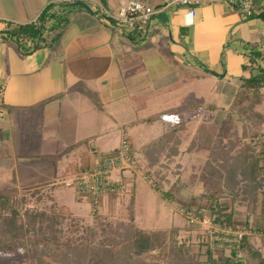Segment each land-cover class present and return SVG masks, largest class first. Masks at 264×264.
Returning a JSON list of instances; mask_svg holds the SVG:
<instances>
[{
    "label": "crops",
    "instance_id": "0c3cea01",
    "mask_svg": "<svg viewBox=\"0 0 264 264\" xmlns=\"http://www.w3.org/2000/svg\"><path fill=\"white\" fill-rule=\"evenodd\" d=\"M128 1L0 0V21L19 24L33 22L49 2H81L88 7L71 6L70 23L49 47L21 56L14 42L0 40L1 182L13 180L18 189L46 184L47 181H35L20 186L17 176L19 164L28 166L45 159L51 165V174L68 178L77 173L71 167L79 162L80 152L88 153L91 163L95 155L118 148L122 141L129 144L132 156L141 161L145 151L154 150L161 140L167 142L168 134L177 137L170 157L182 160L187 154L182 151L185 144L179 132L183 123L190 120L193 109L227 117L223 107L202 106L208 99L207 93L197 94L190 85L230 83L234 87L231 94L237 92L240 78L248 74L242 68L248 63L247 55L254 50L264 54V3L259 6V14L252 17H243L222 3L206 4L191 16L184 8L159 10L162 0H140L158 11L146 26L145 39L136 42L139 37L128 36L126 28L113 25L101 15L103 10L115 14ZM172 61L179 64L178 71ZM181 79L185 81L179 86L148 97L143 105L139 98L137 105L141 107L135 109L133 101L139 96ZM82 89L97 95L100 108ZM175 91L183 93L179 103L158 107L161 109L157 108L153 115L174 116L176 110H183L189 113L188 117L175 127L165 125V132L155 140L139 141L138 145V129L144 121L141 112L153 99ZM225 92L230 94L224 88L210 89L209 94L219 98ZM153 115L145 120L152 121ZM228 116L229 126L222 129L221 119L217 126L223 138L232 139L242 131V123ZM114 131L120 134L119 145L108 147L107 140L100 141L103 134ZM96 142L103 144L100 147L104 149L98 150ZM74 144L79 146L62 154ZM125 172L119 173L122 178L127 176ZM51 174L44 176L46 180ZM137 177L136 174L135 181L126 180L134 190L135 211Z\"/></svg>",
    "mask_w": 264,
    "mask_h": 264
},
{
    "label": "rangeland",
    "instance_id": "374dc122",
    "mask_svg": "<svg viewBox=\"0 0 264 264\" xmlns=\"http://www.w3.org/2000/svg\"><path fill=\"white\" fill-rule=\"evenodd\" d=\"M190 88L196 90L197 94L207 93L208 99L202 106L207 105L212 109L223 107L227 109V117L231 114L230 118L241 122L234 108L236 105L241 106L238 103L239 92L231 94L234 88L232 84L217 86L202 83L199 86L195 82ZM218 88L227 89L230 94L225 92L219 98L209 94L210 89ZM260 92L264 94V88ZM182 94V91H175L149 102L148 107L141 112L144 121L139 125L138 145L139 141L155 140L165 132V125L175 127V124L188 117L189 113L183 110H176L178 113L174 116L170 114L165 117L160 113L153 115L158 107L179 103ZM254 110L264 116L262 103L255 106ZM151 114L152 121L148 122L145 119ZM226 118L221 113L210 115L205 110L200 112L198 108L193 109L190 120L183 123L179 132L185 144L182 151L187 154L186 158L181 160L170 157L173 148H176V136L172 135L167 142L161 140L159 147L145 151L146 155L141 157V161H137L134 156L130 158V168L120 171H126L127 176L122 178L120 172H113L112 177L119 178L125 185L123 191H105L96 203L75 187L64 186V178L61 180L57 174H51L52 168L46 159L43 163L28 166L19 164L17 176L20 186L35 181H47L46 184L18 189L13 185V180L8 182L2 179L4 181H0V190H16L14 200L22 211L17 224L25 222L23 211L26 209L28 213H39L41 216L34 224L24 228L23 236L20 230L11 232L10 237L22 240L29 247L25 260L17 257L16 252V257H12V254L1 256L0 264H43V261L47 264H212L211 259L216 264H229V259L240 261V264H258L257 258L246 248L239 249L233 255L230 245L212 244L205 228L200 224H191L187 219L188 210L195 214L194 218L206 216L212 220L214 215L209 213L207 198L215 196L218 201L225 202L228 211L232 212L230 226L249 230L251 234L247 240L250 247L264 258V196L246 179L245 164L249 157L262 159L259 152L264 147V124H259L254 118L241 122L242 131L236 134L238 136L225 139L218 128L222 122L220 119L224 120L222 129L229 126L228 122L231 121ZM119 139V132L114 131L108 135L103 134L100 141L104 143L107 140L108 147H115L119 145ZM95 144L99 146H96L98 150L104 149L100 147L103 144ZM32 153H35L34 150ZM50 174L48 181L44 176ZM136 174L135 211L134 190H131L126 180L135 181ZM157 191L167 195L163 197ZM63 204L66 206L59 208ZM53 223V228L57 230L54 234L53 230L49 231V225ZM130 226L157 232L156 247L142 253L129 249L118 254L115 263L104 262L98 254L87 250L89 246L98 247L101 239L114 236L115 230L122 232ZM55 236L57 241L53 242ZM208 249L210 260H207Z\"/></svg>",
    "mask_w": 264,
    "mask_h": 264
},
{
    "label": "trees",
    "instance_id": "16d2710c",
    "mask_svg": "<svg viewBox=\"0 0 264 264\" xmlns=\"http://www.w3.org/2000/svg\"><path fill=\"white\" fill-rule=\"evenodd\" d=\"M72 5H76V7L78 6L80 8H88L86 4L81 2H49L42 8L33 22L19 24L6 20L0 21L2 24V27L0 28V40L14 42L16 44L17 51L21 56L32 53L41 47H49L58 40L62 32L70 23V14L73 11L71 9ZM109 21L113 25H117V23H115L112 19H109ZM127 35L131 37H139L138 41H136L139 42L145 39L146 28L127 29ZM247 61V65H243L242 68L243 70H246L248 74L240 78V84L237 87V92H239L238 103L241 106L236 105L234 107L236 108L235 112L237 113V117L241 122L253 120L254 118L258 120L259 124H264V116H262L263 114H260L254 110V107L258 106L260 103H262L264 107V94L260 92V90L264 88V54L254 50L247 55ZM172 63L175 65L178 71L179 64L175 61H172ZM205 70L210 72L206 68ZM191 78H194V75H192ZM183 81L185 80L181 79L177 83L175 82L165 88L139 96L137 100L133 101L135 109L141 107L137 105L139 98L142 100L141 105H143L148 97L179 86V84H181ZM81 92L87 95L97 108H100V104L95 93L85 89H82ZM231 113L234 112L231 111ZM172 135L173 134H168L167 136L171 138ZM78 146V144L68 146L62 151V154H67L76 149ZM259 154L262 157V163H259L261 160L258 158L252 159L249 157L246 160V179H249L254 184L253 187L255 190H260L262 192V196H264V150H261ZM130 158H132L131 151ZM90 164L91 163L88 153L80 152L79 162L73 163L71 170L72 172L85 171L90 168ZM15 192L16 190L14 188H5L0 190V230L2 235V237L0 236V257H5L10 254H12V257H16L18 254L17 257H21L25 260L26 252H28L29 247H27L22 240H16L14 237H10V235H12L11 232L20 230L21 235L23 236V232L25 230L24 228L34 224L36 219L41 215L39 213L33 215L28 213V209H26L23 211L26 216L25 222L17 224V220L22 216V211L14 200L13 194ZM158 192L163 197L167 195L166 193H162L160 191ZM207 199L209 201V213L211 216L214 215L212 216L213 222L221 226L232 225V212L228 211V205L225 202L218 201V199L213 195L208 196ZM64 207V205H61L59 208ZM93 214L95 215L94 211ZM49 226L51 227L49 228V231L53 230V234L56 233L57 230L53 228L54 223L50 224ZM8 231H10V233L6 234ZM126 232L128 234H126ZM114 234L115 235L111 236L109 239H101L99 242L100 245L98 247L89 246L87 250H89L91 253L98 254L101 260L104 262L111 261V263H115L118 254L125 253L129 249L133 252L136 251L137 253L154 249L156 247L155 239L158 233L153 230L145 231L130 226L128 229L123 230L122 232L115 230ZM56 238L57 236L54 237L53 242H55ZM34 246L36 247V245ZM77 248L78 247L76 246L75 249ZM230 248L233 255H236L238 249L246 248L253 257L257 258L258 264H264V258L258 252H256V250H253L250 247L247 238L241 241L238 248L235 246H230ZM206 253L207 260H210L209 249L206 250ZM210 261L212 264H216L214 260L211 259ZM228 261L229 264H240V261L235 262L231 261L230 259ZM43 264L47 263L43 261Z\"/></svg>",
    "mask_w": 264,
    "mask_h": 264
},
{
    "label": "built area",
    "instance_id": "2783aa9c",
    "mask_svg": "<svg viewBox=\"0 0 264 264\" xmlns=\"http://www.w3.org/2000/svg\"><path fill=\"white\" fill-rule=\"evenodd\" d=\"M212 3H222L228 9L243 17H252L259 14V6L264 3V0H162L159 10L184 8L187 14L194 16L197 8ZM157 11L153 6L143 1L129 0L115 14L103 10L102 17L107 21L112 19L117 25L126 29L146 28ZM1 116L2 111L0 110V118ZM129 160V144L126 141H122L118 148L108 153L97 155L91 162L89 169L70 175L68 178L63 179L62 183L66 187L73 186L82 193H86L91 198V201L96 203L105 191H123L125 185L119 178H113L112 173L130 168ZM186 213L187 219L191 224H200L205 228L212 244L220 243L221 245H230L238 248L241 241L248 238L251 234L246 229L221 226L206 216L194 218L193 215L195 214L188 212V210Z\"/></svg>",
    "mask_w": 264,
    "mask_h": 264
}]
</instances>
